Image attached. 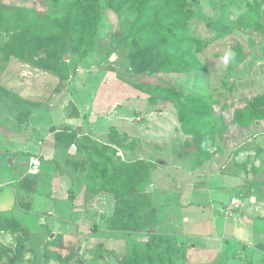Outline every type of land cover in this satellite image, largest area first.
<instances>
[{
	"label": "rangeland",
	"instance_id": "1",
	"mask_svg": "<svg viewBox=\"0 0 264 264\" xmlns=\"http://www.w3.org/2000/svg\"><path fill=\"white\" fill-rule=\"evenodd\" d=\"M108 1L92 5L98 11L95 23L77 21L85 25L80 35L57 40L56 57L67 62L64 78L30 62L45 56L39 44H50L52 36L32 41L36 53L9 56L0 74L9 125L16 126L29 110L52 113L49 144H44L52 154V172L44 173L41 163L38 173L57 177L52 186L49 176L38 178L50 191L48 200L23 196L16 214L0 217V222L7 218L6 229H0V264H264L261 257H223L211 242L183 235L168 215L137 221L138 230H118L108 220L116 197L99 190L110 171L96 165L105 153L111 155L105 160L114 163L143 159L154 172L153 181L171 183L169 178L177 180L172 175L184 166L205 180L226 174L231 186L264 183V55L247 40H264V19L255 29L236 26L260 0H185L184 33L147 54L137 68L128 51L134 0L120 15ZM66 6V0H0V8L33 9L58 21ZM2 35L7 40L11 32ZM162 51L173 61L146 71L147 58ZM237 52L240 61L232 60ZM130 73L136 74L133 83L125 80ZM256 96L263 116L250 119L243 112ZM194 101L201 106L194 107ZM74 109L79 117L70 118ZM22 135L31 138L29 131ZM149 185L140 189L149 190ZM153 191L158 197L165 193L164 187ZM51 199L55 205L50 207Z\"/></svg>",
	"mask_w": 264,
	"mask_h": 264
},
{
	"label": "trees",
	"instance_id": "2",
	"mask_svg": "<svg viewBox=\"0 0 264 264\" xmlns=\"http://www.w3.org/2000/svg\"><path fill=\"white\" fill-rule=\"evenodd\" d=\"M97 1L66 0L67 6L60 21L57 18H48L33 9L13 7L6 10L1 7L0 74L6 69L9 56L15 55L24 58L26 53H36L38 48L32 45V41L52 36L54 39L50 41V44L45 43L44 40L42 44H39L41 49L44 50L45 56L38 58V60L30 59V62L34 67L55 71L61 78H64L67 71V62L56 57L54 50L57 48V40H65L68 37L80 35L79 28L84 29L85 25L77 24V21H79L78 23H95L98 18V11H96L97 9L96 12L94 11L95 16L91 7ZM130 2L132 0H109L107 4L120 15L122 13L121 9L128 6ZM132 3L135 6L134 12L136 15L128 28V34L132 37L128 51L133 59L131 60L133 66L137 68L138 63H142L146 59L147 54L161 50V45H164L167 40L177 41L179 35L184 33V22L188 10L185 9V0H134ZM263 5L264 0L256 2L254 9L249 12L247 17L243 18L244 22L241 19L242 21L237 23L236 26L244 25L245 27H252V29L258 27L259 20L264 19V8H261ZM3 31L11 32V36H8L7 40L2 35ZM262 36L264 37V33ZM148 39L153 41L151 43L146 42L145 40ZM67 50L68 48L65 47L64 51ZM166 54H168L167 51H162V54L155 53L149 56L145 64V70L159 67L165 62H172V58ZM138 55H141L139 59H137ZM233 59L234 61L242 60V53L237 52L235 57H232ZM130 75L125 80L133 83L136 74L130 73ZM259 99L261 97L256 96L251 100L249 107L243 112L248 114L250 119L263 116L260 111L262 101H258ZM193 105L196 108L201 106L197 101H194ZM30 112L31 110L26 112L23 120ZM69 117H79L77 109H74ZM17 121L22 120L17 119ZM91 152H94V146H92ZM69 156L75 157L76 155ZM102 156L107 159L111 155L106 156L103 153ZM105 159L96 165H99V168L103 171H110L108 180L106 175V180L101 183L99 190L105 193H113L116 197L114 213L108 218L113 226L118 230H138V227H136L137 221L139 224L146 222L147 219L155 221L156 216L157 221H159L158 209L154 205L152 194L140 189V186L149 179L150 165L144 162L143 159L126 162L118 158L116 163L108 162ZM39 175L40 173L27 174L25 172L15 183L20 189L34 192ZM85 191L88 193L87 189ZM156 213L157 215L154 216ZM1 219L0 229H6L7 225L4 219L7 218ZM10 219H13L15 223L18 222L15 218Z\"/></svg>",
	"mask_w": 264,
	"mask_h": 264
},
{
	"label": "crops",
	"instance_id": "3",
	"mask_svg": "<svg viewBox=\"0 0 264 264\" xmlns=\"http://www.w3.org/2000/svg\"><path fill=\"white\" fill-rule=\"evenodd\" d=\"M247 40L250 47L264 55L263 39L256 41L248 37ZM2 104L0 97V217H9L17 213V201L23 196L34 195L33 199L46 197L48 200L50 191L47 187L42 188L41 180L37 181L34 192L18 188L15 182L28 170L29 157L37 158L39 155L44 173L52 172L48 170L52 154L45 152L49 148L45 150L44 144H49L45 140L48 139L47 132L52 128L54 118L51 112L38 109L31 111L26 119L17 121L16 126L13 122L9 125V111ZM24 131H29L31 138H19ZM180 168L183 169L177 171L178 176L172 175L177 180L169 178L171 183L168 180L153 181L154 172L150 171L147 182L151 189L144 191L152 194L159 217L168 215V219L179 227L183 235L195 239V242H211L225 258L234 254L246 260L257 257L264 259V183L248 188L241 186L236 177L238 182L232 187L226 184V174L214 173L205 180L201 174L196 176L184 166ZM44 173H40L38 178L49 176L52 186V181L57 177ZM213 178L221 180L213 182ZM163 187L165 193L161 192L158 197L153 190ZM52 190L55 191V188ZM232 197L238 201L233 210L234 219L224 213L225 209L234 207ZM159 200L164 204H159ZM44 210V207H39L41 215H46Z\"/></svg>",
	"mask_w": 264,
	"mask_h": 264
},
{
	"label": "built area",
	"instance_id": "4",
	"mask_svg": "<svg viewBox=\"0 0 264 264\" xmlns=\"http://www.w3.org/2000/svg\"><path fill=\"white\" fill-rule=\"evenodd\" d=\"M41 168L42 165L39 160H37V158L31 157L29 162V168L26 172L29 174H35L38 173ZM231 204L234 205L233 208H227L224 210L225 215H227L230 219L233 217L234 208L238 205V201L235 197L231 198Z\"/></svg>",
	"mask_w": 264,
	"mask_h": 264
},
{
	"label": "water",
	"instance_id": "5",
	"mask_svg": "<svg viewBox=\"0 0 264 264\" xmlns=\"http://www.w3.org/2000/svg\"><path fill=\"white\" fill-rule=\"evenodd\" d=\"M66 58H67V55H64V59H66ZM77 130H81V127H80V126H77ZM73 149H74V147H73V146H72V147H70V149H69V150H70V152H72V151H73ZM53 203H54V201L51 199V200H50V205H49V206H50V207H51V206H53Z\"/></svg>",
	"mask_w": 264,
	"mask_h": 264
}]
</instances>
